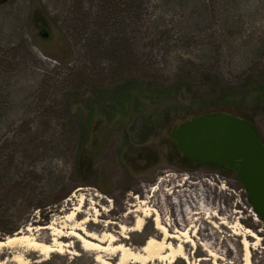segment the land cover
Instances as JSON below:
<instances>
[{
  "label": "rangeland",
  "instance_id": "rangeland-1",
  "mask_svg": "<svg viewBox=\"0 0 264 264\" xmlns=\"http://www.w3.org/2000/svg\"><path fill=\"white\" fill-rule=\"evenodd\" d=\"M215 109L247 121L264 145V0L0 2V241L30 228L51 244V231L38 228L58 223L81 196L92 220L93 203L125 216L139 204V188L179 176L215 191L200 196L182 227L196 243L186 245L188 262L241 264L248 229L260 238H247L251 264H264V220L235 171L186 161L172 138ZM161 216L174 231L171 211ZM115 217L86 229L101 235ZM154 219L150 211L139 232H131L135 217L110 232L126 235L137 251L147 238H161ZM58 241L70 246L48 255L4 249L0 258L97 264L75 239Z\"/></svg>",
  "mask_w": 264,
  "mask_h": 264
},
{
  "label": "bare ground",
  "instance_id": "bare-ground-1",
  "mask_svg": "<svg viewBox=\"0 0 264 264\" xmlns=\"http://www.w3.org/2000/svg\"><path fill=\"white\" fill-rule=\"evenodd\" d=\"M206 182L202 181L201 186L206 187ZM201 190L200 185L192 183L190 178L181 179L179 176H165L159 178L156 183L150 187V189L144 190L139 188L140 197L135 198L139 204H130L125 216L120 215L121 208L119 210H109L107 214L97 210L98 204L93 203L90 210H93L94 219L89 218V213L82 211L83 198L79 200V204L74 205L69 211H65L60 217L58 223L52 222L46 227H39L42 231H51V244H46L42 240L36 238L30 233L31 229L26 228L24 231H19L11 236L6 237L3 241H0V257H2V250H10L11 252L15 248H24L30 251L38 252L40 255H48L57 252V248L69 247V244L59 242L61 238H73L79 242L81 249L85 251H92L96 254L94 258L97 264H174L178 259H181L189 263V257L186 253V245H190L195 248L196 243L188 233L187 229H182L187 220L192 215H196V211L199 209L198 199L200 196H209L212 194V190ZM82 192V190H79ZM213 192H215L213 190ZM75 197V195H72ZM102 201V200H101ZM129 201H132L131 196ZM153 207L151 210L150 206ZM187 208L184 209V206ZM171 211V215L174 218L176 228L174 231H170L168 226L162 222V214L166 210ZM150 211H153L155 215V230L158 232L159 237L151 236L147 238L143 246L139 250L131 249L125 242L126 235H114L110 232L111 229L116 227L125 229L126 224H130L132 218L138 219L136 222V229L131 232H139L142 226V219L150 217ZM84 217L77 220L80 215ZM109 214H115L116 217L108 221L104 225L106 232L101 235L89 232L86 229V225L93 223L98 225L101 219L108 218ZM135 214V215H133ZM67 229V234H62L64 229ZM205 229L202 230V232ZM206 231V230H205ZM246 238L241 241L243 248V256L241 264H251V247L247 238H251L254 242L259 241V236L250 230L245 231ZM203 251L207 256L214 261L221 257L209 248L207 244H203ZM203 260V259H202ZM27 264L23 261L22 255L10 254V259L2 260L0 258V264ZM190 264V263H189ZM214 264H226V263H214Z\"/></svg>",
  "mask_w": 264,
  "mask_h": 264
},
{
  "label": "water",
  "instance_id": "water-1",
  "mask_svg": "<svg viewBox=\"0 0 264 264\" xmlns=\"http://www.w3.org/2000/svg\"><path fill=\"white\" fill-rule=\"evenodd\" d=\"M172 138L184 156L234 170L251 209L264 218V145L247 123L229 114L199 116Z\"/></svg>",
  "mask_w": 264,
  "mask_h": 264
},
{
  "label": "trees",
  "instance_id": "trees-1",
  "mask_svg": "<svg viewBox=\"0 0 264 264\" xmlns=\"http://www.w3.org/2000/svg\"><path fill=\"white\" fill-rule=\"evenodd\" d=\"M230 91V90H229ZM229 91H227L228 93H229ZM230 93H231V91H230ZM130 94V93H129ZM223 113H226L225 112V110H222V109H215V110H210V111H207V112H205V113H203V114H200V115H195V116H210V115H216V114H223ZM192 117H194V116H191L190 118H192ZM246 123H248L247 121H246ZM184 159L186 160V161H196V162H200V161H197V160H195V159H191V158H189V157H186V156H184ZM258 216V218L259 219H261V220H264V218L262 217V216H260V215H257ZM51 259V258H50ZM50 259H48L46 262H44V263H41V264H49L50 263Z\"/></svg>",
  "mask_w": 264,
  "mask_h": 264
}]
</instances>
